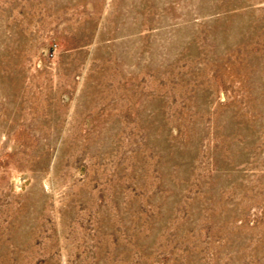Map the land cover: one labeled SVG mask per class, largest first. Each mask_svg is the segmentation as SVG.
<instances>
[{
	"label": "rangeland",
	"instance_id": "rangeland-1",
	"mask_svg": "<svg viewBox=\"0 0 264 264\" xmlns=\"http://www.w3.org/2000/svg\"><path fill=\"white\" fill-rule=\"evenodd\" d=\"M0 264H264V0H0Z\"/></svg>",
	"mask_w": 264,
	"mask_h": 264
}]
</instances>
